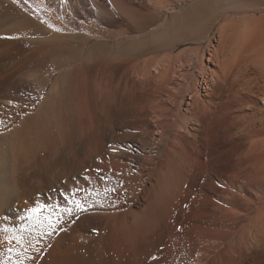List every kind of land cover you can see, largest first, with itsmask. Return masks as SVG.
<instances>
[{
	"label": "bare ground",
	"instance_id": "6f19581e",
	"mask_svg": "<svg viewBox=\"0 0 264 264\" xmlns=\"http://www.w3.org/2000/svg\"><path fill=\"white\" fill-rule=\"evenodd\" d=\"M86 1L102 14L107 9L103 0ZM107 1L125 17L124 33L144 38L152 33L149 12L160 22L188 0H146L141 9ZM68 2L78 0H0ZM24 9L16 14L25 16ZM46 10L26 15L46 17ZM252 21L238 33L241 22L218 28L215 56L224 65L199 74L192 69L199 59L183 53L121 58L93 45L84 56L93 37L109 35L95 23L86 26L81 53L74 48L63 64L81 63L64 73L70 79L63 76L62 92L54 93L55 133L25 122L13 135L40 149L0 161V227L26 223L19 218L29 209L39 208L45 223L60 218L51 235L28 249L24 264H264V55L258 62ZM213 56L207 53L206 61ZM245 59L258 62L260 72L244 68ZM37 82L39 97L48 81ZM2 237L0 252L8 247Z\"/></svg>",
	"mask_w": 264,
	"mask_h": 264
},
{
	"label": "rangeland",
	"instance_id": "374dc122",
	"mask_svg": "<svg viewBox=\"0 0 264 264\" xmlns=\"http://www.w3.org/2000/svg\"><path fill=\"white\" fill-rule=\"evenodd\" d=\"M200 1L202 0H188L180 8H171L165 11L163 14H166V17L160 22L157 20L154 12H149L147 17L151 21L150 23L153 24L150 28L152 33L146 35L144 38L140 35H127L124 33V29L126 28L125 17L114 9L107 0H103V4L107 8L103 14L98 12L95 9L96 7L86 0H78V2L73 3L68 2L66 5L59 4V6L46 3L43 6H36V4H33L34 6L32 4H24L23 6L8 3L0 4V161L3 160L9 164L12 161H19V158L24 156V153H30L29 150L31 152L34 149L38 150L36 148L39 147L34 148V146H32L34 148L32 150L31 145H29L30 143H27L28 138L26 140L23 139L28 144L23 141L25 143V146H23L21 138L22 136L24 138V135H21V137L16 136V133L13 135L14 131L22 126V124H25V122V127L26 125L28 127L31 125L32 130H37V128L41 130V128L45 127L44 129H52L53 134L55 133L56 128L53 125L58 116L54 115L56 114L55 112L51 113L55 109L53 111H56L58 115L54 104L55 95L56 93L58 94L57 89L60 88L59 91L60 93L62 92L63 85H65L63 82H67L66 80L70 79L68 76H64V73L74 68L75 65L80 64L82 59L80 58L76 62H72L71 65L64 66L63 63L72 55L74 48L76 49V54L81 53L83 41L86 35H88V28L86 26L91 27L92 23L96 24V28L108 32L109 35H107V38L93 37L81 53L84 56L93 45L95 49L105 46L109 54L115 53L121 58L122 56L127 57L128 55L131 57L132 55V58L136 56L142 57V59L154 58L159 60L168 56L176 59L183 53L181 58L186 60L193 59L194 61L195 59H199V61L193 64L192 68L194 74H199L201 72H208L209 68L218 70V67L224 65L222 63L223 57L219 54L215 56L218 52L216 50L218 49L219 41L218 28L223 25L229 26L231 24L232 26L236 22L240 24L239 22H241L242 25L235 32L238 33L241 31L244 22L253 20L252 22L256 21L253 24V26L256 24V35L253 36L256 45L253 42L252 44L254 46L253 50L258 52L254 54H257L256 59H258V62L264 58H262L264 55V0H235L237 1L236 3L234 1L228 4L221 2V0H209L207 3H200ZM118 2L124 3L127 6H133L135 9H141V5L146 0H119ZM24 8L33 12H40L44 8V10H51L53 13L50 11V14L48 13L46 17H38L36 14L26 15L29 10L27 11ZM190 8L193 10L191 13H189ZM21 9L26 10L25 16L16 14ZM51 13L54 16L50 18ZM176 14L178 17L175 16ZM100 19L105 21H102L103 25L99 21ZM85 27L86 29H84ZM132 44L136 47V50L130 52L128 49H130L129 46ZM260 45L263 46L260 47ZM47 52L49 55H46L48 54ZM207 53H210L212 56L214 55L213 64L206 61L205 57ZM37 55L38 57H36ZM46 56L47 58H45ZM258 62L252 59H245L243 66L246 69L260 72V69L257 68ZM184 64L186 67L189 63ZM63 76L65 78H62ZM40 78L48 82L38 97L39 84L37 80ZM61 78L63 82L59 81ZM92 80L94 81V77L90 81L92 82ZM98 80L100 81V79ZM95 81L97 84L99 83V81ZM53 106L55 107L52 109ZM6 111L8 113H5ZM21 112L23 113L21 114ZM52 116L53 118L55 117V121L53 120V122ZM27 120L30 122L29 124ZM35 135L37 134L32 133L27 136H31L32 138H30L33 140L36 137ZM14 136H16V139ZM27 136L25 135V138ZM36 138L38 139L39 137L37 136ZM52 138L54 145L57 144L58 146L59 143H62V140L56 134L54 137L52 135ZM33 141H36V139ZM41 144L40 142V145L37 146H41ZM19 152L20 155H18Z\"/></svg>",
	"mask_w": 264,
	"mask_h": 264
},
{
	"label": "snow or ice",
	"instance_id": "6c2138e0",
	"mask_svg": "<svg viewBox=\"0 0 264 264\" xmlns=\"http://www.w3.org/2000/svg\"><path fill=\"white\" fill-rule=\"evenodd\" d=\"M75 207L82 210V206L79 201H74ZM39 208L29 209L25 216H21V221H26L18 227H0V233H3V241L7 243L8 247L4 252H0V264H24L26 259H30L27 255L28 249L33 248L37 239L43 237L45 234L51 235L52 231L56 227V223H59V217H57L54 223L50 218H45V221L39 218ZM69 215L71 209L65 210ZM7 219V217H3ZM15 243V247L13 246Z\"/></svg>",
	"mask_w": 264,
	"mask_h": 264
}]
</instances>
